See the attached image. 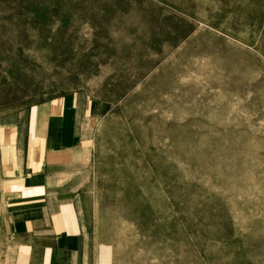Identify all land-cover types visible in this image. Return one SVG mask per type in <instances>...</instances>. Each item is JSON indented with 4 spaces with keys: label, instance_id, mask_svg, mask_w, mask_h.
I'll list each match as a JSON object with an SVG mask.
<instances>
[{
    "label": "rangeland",
    "instance_id": "1",
    "mask_svg": "<svg viewBox=\"0 0 264 264\" xmlns=\"http://www.w3.org/2000/svg\"><path fill=\"white\" fill-rule=\"evenodd\" d=\"M75 90L97 264H264V0H0V116Z\"/></svg>",
    "mask_w": 264,
    "mask_h": 264
},
{
    "label": "crops",
    "instance_id": "2",
    "mask_svg": "<svg viewBox=\"0 0 264 264\" xmlns=\"http://www.w3.org/2000/svg\"><path fill=\"white\" fill-rule=\"evenodd\" d=\"M108 105L75 90L0 116V264H97L74 185Z\"/></svg>",
    "mask_w": 264,
    "mask_h": 264
}]
</instances>
